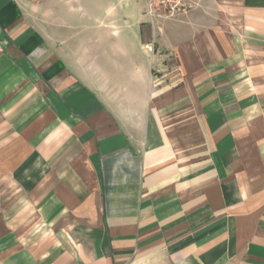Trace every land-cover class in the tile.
<instances>
[{
	"label": "crops",
	"instance_id": "1",
	"mask_svg": "<svg viewBox=\"0 0 264 264\" xmlns=\"http://www.w3.org/2000/svg\"><path fill=\"white\" fill-rule=\"evenodd\" d=\"M0 0V264H264V0Z\"/></svg>",
	"mask_w": 264,
	"mask_h": 264
},
{
	"label": "rangeland",
	"instance_id": "2",
	"mask_svg": "<svg viewBox=\"0 0 264 264\" xmlns=\"http://www.w3.org/2000/svg\"><path fill=\"white\" fill-rule=\"evenodd\" d=\"M22 5L30 24L47 33V28L54 23H72L75 16L68 13L69 0H18Z\"/></svg>",
	"mask_w": 264,
	"mask_h": 264
},
{
	"label": "built area",
	"instance_id": "3",
	"mask_svg": "<svg viewBox=\"0 0 264 264\" xmlns=\"http://www.w3.org/2000/svg\"><path fill=\"white\" fill-rule=\"evenodd\" d=\"M143 15L155 21H175L188 16L200 6V0H143Z\"/></svg>",
	"mask_w": 264,
	"mask_h": 264
}]
</instances>
